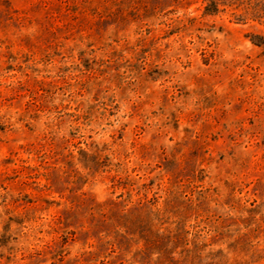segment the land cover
Returning <instances> with one entry per match:
<instances>
[{"label":"rangeland","instance_id":"1","mask_svg":"<svg viewBox=\"0 0 264 264\" xmlns=\"http://www.w3.org/2000/svg\"><path fill=\"white\" fill-rule=\"evenodd\" d=\"M204 5L0 0V264H264V22Z\"/></svg>","mask_w":264,"mask_h":264},{"label":"trees","instance_id":"2","mask_svg":"<svg viewBox=\"0 0 264 264\" xmlns=\"http://www.w3.org/2000/svg\"><path fill=\"white\" fill-rule=\"evenodd\" d=\"M205 1V5H204V9L207 13L211 14L214 13L215 11H217L219 9L220 6H224L230 3H234L235 0H204ZM238 1V0H236ZM244 1V0H242ZM246 9L244 10V13L249 16V18H257V19H262V21L264 22V0H246ZM250 39L255 43H263L264 39L261 35L259 34H253L250 36ZM123 210V208H122ZM121 210V211H122ZM105 218L106 219H110L112 217V215L107 216V214H105ZM120 218L124 221L126 218V213L125 211H122ZM104 223L107 226H112L113 225V221H104ZM122 226L127 227V224L125 226V224H122ZM110 230H108L109 232ZM119 247V246H118Z\"/></svg>","mask_w":264,"mask_h":264}]
</instances>
